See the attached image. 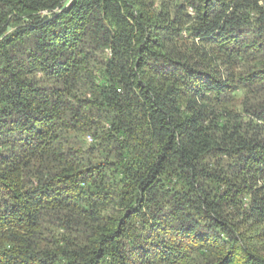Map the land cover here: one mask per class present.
I'll list each match as a JSON object with an SVG mask.
<instances>
[{
	"label": "trees",
	"instance_id": "1",
	"mask_svg": "<svg viewBox=\"0 0 264 264\" xmlns=\"http://www.w3.org/2000/svg\"><path fill=\"white\" fill-rule=\"evenodd\" d=\"M0 264H264V0H0Z\"/></svg>",
	"mask_w": 264,
	"mask_h": 264
}]
</instances>
